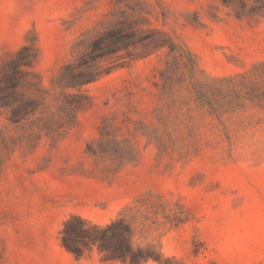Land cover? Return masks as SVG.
Returning a JSON list of instances; mask_svg holds the SVG:
<instances>
[{"label": "rangeland", "instance_id": "374dc122", "mask_svg": "<svg viewBox=\"0 0 264 264\" xmlns=\"http://www.w3.org/2000/svg\"><path fill=\"white\" fill-rule=\"evenodd\" d=\"M0 264H264V0H0Z\"/></svg>", "mask_w": 264, "mask_h": 264}, {"label": "trees", "instance_id": "16d2710c", "mask_svg": "<svg viewBox=\"0 0 264 264\" xmlns=\"http://www.w3.org/2000/svg\"><path fill=\"white\" fill-rule=\"evenodd\" d=\"M15 64H20V60H16ZM119 223L121 226L117 228ZM131 237V227L124 221L114 220L102 225L78 215L68 218L61 231L63 244L78 256L83 253L81 243L87 242L97 244L101 250H109L110 259L137 263L141 260V255L139 250H135Z\"/></svg>", "mask_w": 264, "mask_h": 264}]
</instances>
